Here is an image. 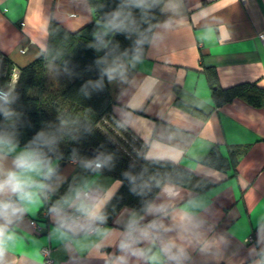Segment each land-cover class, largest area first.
Listing matches in <instances>:
<instances>
[{
    "label": "crops",
    "instance_id": "1",
    "mask_svg": "<svg viewBox=\"0 0 264 264\" xmlns=\"http://www.w3.org/2000/svg\"><path fill=\"white\" fill-rule=\"evenodd\" d=\"M92 20L87 0H0V54L17 72L45 51L50 21L75 32ZM204 67L220 88L264 89V0H164L144 57L103 60L116 70L105 75L112 115L144 143L143 157L209 187L165 183L143 212L123 208L98 224L81 209L100 212L120 182L68 160L15 218L0 264H42L44 247L49 264H262L264 108L238 98L216 107ZM214 146L239 149L235 173L202 163Z\"/></svg>",
    "mask_w": 264,
    "mask_h": 264
},
{
    "label": "trees",
    "instance_id": "2",
    "mask_svg": "<svg viewBox=\"0 0 264 264\" xmlns=\"http://www.w3.org/2000/svg\"><path fill=\"white\" fill-rule=\"evenodd\" d=\"M87 1L93 20L75 32L50 21L45 51L18 69L11 88L13 67L0 54V90L8 96L6 100L0 99V132L14 134L22 147L38 132L54 136L58 141L53 155L56 165L74 158L79 160L77 165L85 167L81 160L95 159L88 154L89 149L110 156L107 166L96 169L120 182L99 212L103 220L97 223L108 225L123 208L146 210L165 183L196 193L207 189L209 184L173 162L145 159L144 151L141 156L130 157L120 146L119 137L103 122L116 121L102 75L103 60L144 57L164 0H144L140 7L135 0ZM117 12L124 29L110 31L106 25ZM49 65L58 71L51 70ZM203 72L216 107L238 98L252 107L264 108V89L248 83L220 88L214 68L204 67ZM97 82L99 86H93ZM239 153V149L233 148L223 156L214 146L202 163L230 176L235 173ZM258 256L264 264V250Z\"/></svg>",
    "mask_w": 264,
    "mask_h": 264
},
{
    "label": "clouds",
    "instance_id": "3",
    "mask_svg": "<svg viewBox=\"0 0 264 264\" xmlns=\"http://www.w3.org/2000/svg\"><path fill=\"white\" fill-rule=\"evenodd\" d=\"M135 3L140 7L144 0H135ZM119 16V12L114 14L106 25L108 30L124 29V22L119 21ZM115 71L108 69L102 75H106L111 81ZM99 84L100 82H97L93 86ZM84 87L87 88L88 85ZM57 143L54 136L38 132L31 141L17 151L19 143L14 134L0 132V255H3L6 245L14 238L10 226L15 222V218L27 213L30 206L40 201L41 193L49 187L48 182L57 174V165L53 160ZM9 156L12 159L10 166H7L6 161ZM110 160V156L105 157L101 154L94 160L88 161L86 167L92 168L94 165L95 169H102ZM81 210L86 211L93 220H103L98 209L88 211L82 208Z\"/></svg>",
    "mask_w": 264,
    "mask_h": 264
},
{
    "label": "built area",
    "instance_id": "4",
    "mask_svg": "<svg viewBox=\"0 0 264 264\" xmlns=\"http://www.w3.org/2000/svg\"><path fill=\"white\" fill-rule=\"evenodd\" d=\"M12 75H11V79H10V83L11 80L14 82V78L16 76V72L15 70H11ZM9 83V87L11 88L12 86H10ZM13 85V84H11ZM7 93L3 92L2 90H0V99L6 100L7 99ZM104 124L107 125V127L114 133L117 135V137H119L120 139V146L123 147L124 152L129 155L130 157L134 158L135 156H141L145 145L144 143H142L140 140H138L133 134H131L122 124H120L118 121H113L110 122L107 119L103 120ZM71 161L75 164H78L79 160L77 159H71ZM90 161L89 159H84L81 160L82 164L86 167V163ZM92 169H95L94 165L92 167ZM31 226H33L36 231L40 230V227L38 226L37 222L35 220H31L30 221ZM250 240V239H249ZM50 247H44L41 249V255L43 257V261L42 264H49L50 263Z\"/></svg>",
    "mask_w": 264,
    "mask_h": 264
},
{
    "label": "water",
    "instance_id": "5",
    "mask_svg": "<svg viewBox=\"0 0 264 264\" xmlns=\"http://www.w3.org/2000/svg\"><path fill=\"white\" fill-rule=\"evenodd\" d=\"M88 154L93 156V157H98V156H101L100 153H98L97 151L93 150V149H89L88 150ZM64 162H60L57 164V172L60 170V168L63 166ZM52 180V179H51Z\"/></svg>",
    "mask_w": 264,
    "mask_h": 264
},
{
    "label": "rangeland",
    "instance_id": "6",
    "mask_svg": "<svg viewBox=\"0 0 264 264\" xmlns=\"http://www.w3.org/2000/svg\"><path fill=\"white\" fill-rule=\"evenodd\" d=\"M56 75H57V74H55V75L53 74V76H55V77H56Z\"/></svg>",
    "mask_w": 264,
    "mask_h": 264
}]
</instances>
